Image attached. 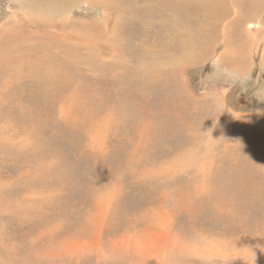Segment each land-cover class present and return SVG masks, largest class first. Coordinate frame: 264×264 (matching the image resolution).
Listing matches in <instances>:
<instances>
[{
    "label": "rangeland",
    "instance_id": "obj_1",
    "mask_svg": "<svg viewBox=\"0 0 264 264\" xmlns=\"http://www.w3.org/2000/svg\"><path fill=\"white\" fill-rule=\"evenodd\" d=\"M26 1L0 0V264H264L263 0L218 6L167 82L144 71L179 52L149 5L79 0L54 35ZM153 235L160 259L125 243Z\"/></svg>",
    "mask_w": 264,
    "mask_h": 264
},
{
    "label": "bare ground",
    "instance_id": "obj_2",
    "mask_svg": "<svg viewBox=\"0 0 264 264\" xmlns=\"http://www.w3.org/2000/svg\"><path fill=\"white\" fill-rule=\"evenodd\" d=\"M78 1L79 0H30V1L27 0L25 2L26 5L25 4L23 5V3L22 4L20 3V4L24 6L22 8V10H24L25 12H28V14H30L32 16L31 21L33 23H35V24L38 23L41 28L47 29V32H48L47 34L52 33L54 35H58L65 28V27L64 28H61V27H63L66 24H60L59 23L60 21H57V20H59L61 17H64V15L67 13V11L71 7L75 6L74 4H77ZM86 1H89V0H86ZM92 1H96V2H100L103 4L109 5L110 10H107V8L104 9V11L106 13H108L110 11L111 12L115 11V13L118 14V17L120 16L123 18H127L128 20H130L132 18H134V19L136 18V13L138 12V10L136 9V5L137 4L139 5V3H145V4L149 5L150 11H152V12H150L151 15H154V14H160L161 15L162 19L160 22V27L170 26L169 27L170 34L168 36H176L177 39L173 38L172 40H175L176 49L179 52L174 53V55L160 54L156 50H153L151 47L152 52L149 55H151L152 62L150 65L145 66L144 71H150L149 68H152L153 73H155V74H157V73H160L163 75L166 74L165 79H164L166 81L167 77H168V79H169V77H174V74H173L174 70L177 69V72H178V69H180L181 66H183L184 64L187 65L188 63L193 62V59L190 56L193 54L192 50H193L194 46L192 43H189L188 40H186V37H188L189 39L191 38L190 40H192V38H194L195 36L203 37L204 36L203 33L206 30V28L202 30L203 22H213V21L222 20L226 16L223 13L219 12V10L217 9L218 6L219 7L222 6L221 9L223 11H225L226 13L230 14L231 11L228 8V6L229 5L236 6L238 4L240 5L244 0H129V3L124 8H122L121 6H119L118 4H116L115 2H112L110 0H92ZM155 4H158V5L156 6ZM262 4H264V0L262 1ZM151 8H152V10H151ZM33 16L37 17V18H39L41 16L42 17L40 20H37ZM144 16H145V14H144ZM100 17H102V16H100ZM189 22H201V24L196 25L194 27H191ZM140 23H141L140 24L141 27H145L147 24V22L144 20V18ZM104 24H105V22H104ZM104 24H103L100 32H101V37H104L105 38L104 40L107 43H109V44L106 43L107 46H110L111 40L113 38H115L116 36L119 37V39H120L121 36L124 35V31L122 32V35H119V34L115 35V29H112L111 31H109L108 28H106ZM248 27H249L248 30H250L251 25H248ZM214 31H215V28L212 25L209 28H207V33H212L214 35ZM134 32H136V30ZM138 32H139V30H138ZM139 34H142L141 31ZM247 35H249V34H247ZM168 36L163 37L164 38L163 42L159 43V45L161 47H165L166 49H170L167 46H165L166 45V38ZM35 39H36V43H38V44L46 42V40L42 39V38H35ZM119 39H117V40L120 42ZM201 40H204V38H201ZM38 41H40V42H38ZM111 46H112V44H111ZM112 47L114 49H116L115 46H112ZM226 47L229 49V52L231 53V56L228 60H232L234 58V55L236 54V48L233 47V45L231 47H228V46H226ZM229 63H230L231 67H234L235 65L237 66V62L235 60H233ZM191 64H193V63H191ZM164 69H168L167 73L164 72ZM43 70H44V72H46L45 69H43ZM18 73L19 72L15 73L13 76H9V79L7 82L10 83L11 81L18 79L19 78ZM169 81H171V79ZM163 83H164V81H163ZM173 90H175V89H173ZM169 111H170V107L169 108L166 107V112H169ZM171 111H173V113H175L176 110L174 108ZM149 238H147V240L143 243L134 242L131 245L127 241L125 243L128 244V247L131 246L130 248H133L134 251L131 253L134 256L144 255L147 258H151V257L159 256L161 253H164L166 251L165 249L168 245V241L162 240L163 238H165L164 236L153 235L152 237H149ZM154 238H155V240H154ZM71 246L72 245H70L68 247H66V246L63 247L64 250L61 253H57L54 258L57 259V258H59L60 255H63V253H68L71 250H73V247H71ZM123 246H124V244H123ZM114 248L115 249H113L111 251V255H113V256H114V254L118 255L120 253V252H118L120 250V245L117 244V246H115ZM76 249L78 250L77 247H76ZM75 251H73V252H75ZM73 252H71L70 254H72ZM213 254H215V253H213ZM52 257H53V255H52ZM157 258L160 259V256ZM26 259H27V257H26ZM19 261H20V259H19ZM31 262L33 264H41V261H39L37 259L31 260ZM14 263L15 264H26V262L24 260H22L20 262L17 261ZM14 263H11V264H14Z\"/></svg>",
    "mask_w": 264,
    "mask_h": 264
}]
</instances>
